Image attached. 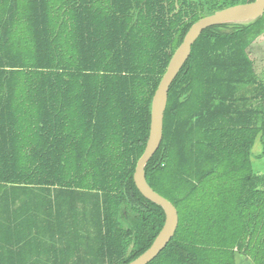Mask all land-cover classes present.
Wrapping results in <instances>:
<instances>
[{
    "label": "trees",
    "instance_id": "1",
    "mask_svg": "<svg viewBox=\"0 0 264 264\" xmlns=\"http://www.w3.org/2000/svg\"><path fill=\"white\" fill-rule=\"evenodd\" d=\"M253 1L0 0V264H128L151 246L164 209L133 174L153 95L194 23ZM263 26L204 30L169 89L144 173L178 226L148 264H264V115L236 97Z\"/></svg>",
    "mask_w": 264,
    "mask_h": 264
},
{
    "label": "water",
    "instance_id": "2",
    "mask_svg": "<svg viewBox=\"0 0 264 264\" xmlns=\"http://www.w3.org/2000/svg\"><path fill=\"white\" fill-rule=\"evenodd\" d=\"M264 14V0H254L246 4L232 6L212 15L201 18L187 31L181 44L175 50L153 95L150 125L144 152L138 159L133 174L134 184L139 193L164 209V224L151 246L139 257L128 264H148L171 241L178 226L176 208L164 197L156 193L147 183L144 167L159 149L163 139V119L169 89L176 76L190 57L192 45L207 28L222 22L248 21Z\"/></svg>",
    "mask_w": 264,
    "mask_h": 264
},
{
    "label": "rangeland",
    "instance_id": "3",
    "mask_svg": "<svg viewBox=\"0 0 264 264\" xmlns=\"http://www.w3.org/2000/svg\"><path fill=\"white\" fill-rule=\"evenodd\" d=\"M186 1L194 3L198 0ZM242 51L250 61V73L247 77L252 82L237 86L238 105L242 108L254 107L261 110L264 115V26L259 34L246 40ZM262 148H264V143L257 142L253 153L262 152Z\"/></svg>",
    "mask_w": 264,
    "mask_h": 264
},
{
    "label": "crops",
    "instance_id": "4",
    "mask_svg": "<svg viewBox=\"0 0 264 264\" xmlns=\"http://www.w3.org/2000/svg\"><path fill=\"white\" fill-rule=\"evenodd\" d=\"M259 141H260V139L256 138L254 145L251 149V151H252V157H251L252 171L256 175H264V164H263L264 155L262 154L261 151L257 154L253 153V149H254L255 145ZM261 143H264V141ZM234 264H253V263L246 256H244L238 252H234Z\"/></svg>",
    "mask_w": 264,
    "mask_h": 264
}]
</instances>
